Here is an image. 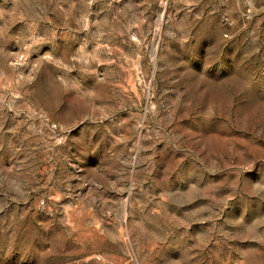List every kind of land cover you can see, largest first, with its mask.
I'll use <instances>...</instances> for the list:
<instances>
[{"label": "rangeland", "instance_id": "obj_1", "mask_svg": "<svg viewBox=\"0 0 264 264\" xmlns=\"http://www.w3.org/2000/svg\"><path fill=\"white\" fill-rule=\"evenodd\" d=\"M0 264H264V0H0Z\"/></svg>", "mask_w": 264, "mask_h": 264}]
</instances>
